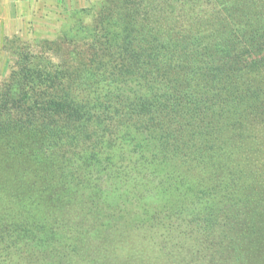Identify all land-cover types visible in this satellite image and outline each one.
<instances>
[{
	"label": "rangeland",
	"instance_id": "374dc122",
	"mask_svg": "<svg viewBox=\"0 0 264 264\" xmlns=\"http://www.w3.org/2000/svg\"><path fill=\"white\" fill-rule=\"evenodd\" d=\"M55 3L47 6L51 14L45 24L50 32L32 31L5 41L0 82L25 59L36 66L48 62L65 66L70 76L81 78L75 92L81 104L90 102L88 112L85 107L83 111L87 121L59 140L50 137L44 123L24 132L3 130L0 264H41L47 256L44 251L50 249L48 244L42 249V235L53 238L55 248L74 244V264H264V0ZM81 9L88 10L80 13ZM108 18L116 22L105 25ZM234 21L236 34L221 44L230 52L225 57L213 55L210 45L219 42L220 33L226 35ZM105 30L112 41L89 47L87 38ZM81 32L88 34L84 40L77 38ZM199 34L201 45L179 55L176 64L206 67L215 61L223 70L236 65L234 74L223 71L218 83L205 69L193 76L201 90L210 88L208 97L215 112L221 113L208 127H192L178 118L169 128H144L143 117L136 113L119 114L107 124L90 120L95 107L110 104L126 111L128 103L136 105L148 97L146 77L127 76L121 71L125 65L116 66L111 54L115 45L129 42L147 51L155 39L174 45ZM104 60L116 72L107 86L89 93L92 88L85 86L92 82L86 72ZM143 67L150 71L148 63ZM151 84L152 92L163 99L172 91L166 80ZM49 141L63 142L53 148ZM65 149L69 161L57 165L51 152L62 156ZM36 153L46 160L37 162ZM92 196L100 198L104 211L117 212L119 230L93 223L92 217L99 214L88 209ZM162 208L174 211L176 221H182L180 228L172 226L173 231L168 225L173 220L165 216L159 225L152 216L141 229H133L127 220L162 215ZM140 237L143 241L137 242ZM52 261L64 264L61 258Z\"/></svg>",
	"mask_w": 264,
	"mask_h": 264
},
{
	"label": "trees",
	"instance_id": "16d2710c",
	"mask_svg": "<svg viewBox=\"0 0 264 264\" xmlns=\"http://www.w3.org/2000/svg\"><path fill=\"white\" fill-rule=\"evenodd\" d=\"M227 8L230 7H226V10L229 11ZM87 10L88 9H81L80 13H85ZM114 22H116L115 18H108L104 24L109 25ZM233 23H235V21L227 26L228 30L226 35H223V32L220 33L219 42H213L211 44L210 38L207 37L208 43L213 45H210L213 55L225 57L230 52V49H226V47L221 44L222 42H226L228 38L233 39V34H236V28H238V26L236 24L233 26ZM80 28L82 29L81 31L84 30L82 27ZM173 31L174 34H176L177 30ZM81 33L82 34L79 37H77L78 34L75 35V37L84 40L87 33ZM105 36L108 37L106 30L96 37H88L87 40L91 41V46L89 45V47L94 48L99 45L103 46L107 41L110 43L112 40H110L109 37V39H104ZM185 37L186 36L183 38ZM202 39L203 36L199 34L198 37L190 36L174 45L160 42L155 39V45L147 51H141L140 47L137 45L133 46L129 42L119 46L115 45V51L113 53L111 52V54L114 57L116 56V66L125 65L121 71L124 74H127V76L137 74L140 77H146L148 92L147 95H145L148 97L143 98V100L136 105L128 103L126 111H124L125 108L122 109L118 106L112 109L110 104L103 106L101 109H97L99 110L97 111L96 107L92 104L93 107H95V110H91L90 120L96 123L107 124L115 120L116 117H119V114L127 113L128 115H132L136 113L138 117H143L142 120L146 123L144 128L150 126H153V128L155 126L158 128H169V123L171 124L178 118L192 127H198L200 129L208 127L213 122V117L220 116L221 113L215 112L216 105L214 102H211L208 97V91H210V88L207 90H201L195 83L193 76L201 74L205 69L207 70V74L209 73L212 78V82L218 83L217 79H219V76L223 77V71H226L228 75H232L235 72L234 66L236 65L231 64L228 69L224 68L225 70H223L222 66L218 62L215 63V61H212L211 65L206 67L197 66L195 64L191 66L188 64H176L179 55L184 56L188 51H191V48L201 45L200 43H202ZM46 45H49L48 41H46ZM106 53L107 52H104L103 55H106ZM107 54L108 60H113L110 53ZM166 55H168V57H166ZM28 56L29 55H25V57ZM109 57L112 59H109ZM172 59H175L174 62ZM108 63L107 60H104L103 62L97 63V68H95L94 64L93 71L87 70V80L92 82L89 86H85L86 88H89V90L92 88L89 93L96 94L99 86L103 84L104 86H107V84H109L107 79L115 74L116 67L109 66ZM146 63H148L150 71H148V69L146 71L144 70L143 65ZM188 66H190V69ZM141 72L143 74H141ZM79 78L78 74L70 76L68 68L65 66L57 68L55 64L50 62L46 65L39 64L36 66L29 63L26 59L22 61L16 68V71H11L6 81L3 83L0 82V136L2 137V135H4L3 130L5 131V134L15 130L24 132L28 128L38 127L39 123H44V127H46L50 137L53 139L55 137L57 140H59V137H62L63 134L67 135L71 131L77 130V125H80L81 121H87L85 120V114L83 113L88 112L86 105H90L89 101L84 105L77 99V93L75 90ZM224 78L225 81L227 77L224 76ZM164 80L170 84L172 89L171 92L166 93L165 99H163V96L160 94L153 93L152 91H154V88L151 87L153 86L151 83ZM6 136L10 138V134ZM38 141L41 142V138H39ZM58 142L59 141H49L53 148H58ZM62 142L63 141H61L60 144H62ZM23 146L24 148H28V145L26 144ZM68 151V149L63 150L62 156H59V154H56L55 152H51V159L52 154L54 156L56 155V157H53L52 159L53 162L58 163L57 165H59L60 162L63 165L69 161L66 157L68 156ZM34 155V159L37 162L41 163L43 159H45L42 154L36 153ZM86 159L89 161L91 158ZM56 169L60 170V168L57 167ZM64 172L65 171H61V174L63 175ZM101 185L104 186V184ZM99 199L100 198L97 196H92L88 205L90 212L99 214L92 217L93 223L103 226L106 229L109 227L111 231L119 230L120 225L117 222V218L119 217L117 212L113 209L104 211L105 208ZM168 209L169 210L164 208L163 210L162 208V215L155 213L151 215L144 214L139 219L132 220L131 218H128L127 220L129 222L132 221L133 229H141V227H147L152 216L156 224L159 222L158 225L161 224V219L165 216L166 218L173 220V222H171L172 224L170 222L168 223L169 226L180 228L182 221H176L174 211L170 208ZM162 225L164 224L162 223ZM53 235L56 236V232H52V237H54ZM62 238L65 240V236ZM143 239L144 238L140 237L137 239L138 241H134L139 242L143 241ZM52 240L53 238L42 235L40 240L43 242L42 249L45 250L47 244L50 249L44 251L47 256H43L41 264H48L49 261L51 264H54L52 259L55 258L64 259V264H74V244L72 245V243H69L67 246L63 245L61 248H55ZM117 240L120 239H112L111 241ZM18 241H24V239L19 237ZM23 244L27 245L25 242H23ZM137 252L139 253L138 249Z\"/></svg>",
	"mask_w": 264,
	"mask_h": 264
},
{
	"label": "crops",
	"instance_id": "0c3cea01",
	"mask_svg": "<svg viewBox=\"0 0 264 264\" xmlns=\"http://www.w3.org/2000/svg\"><path fill=\"white\" fill-rule=\"evenodd\" d=\"M57 1L0 0V52L5 41L9 39L26 36L32 31L50 32L45 24L51 14L48 7L50 3Z\"/></svg>",
	"mask_w": 264,
	"mask_h": 264
}]
</instances>
